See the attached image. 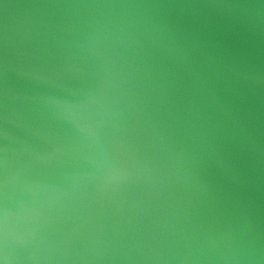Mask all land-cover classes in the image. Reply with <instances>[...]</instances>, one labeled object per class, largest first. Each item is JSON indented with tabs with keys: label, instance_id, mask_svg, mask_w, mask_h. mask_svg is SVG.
<instances>
[{
	"label": "water",
	"instance_id": "95a60500",
	"mask_svg": "<svg viewBox=\"0 0 264 264\" xmlns=\"http://www.w3.org/2000/svg\"><path fill=\"white\" fill-rule=\"evenodd\" d=\"M0 264H264V0H0Z\"/></svg>",
	"mask_w": 264,
	"mask_h": 264
}]
</instances>
